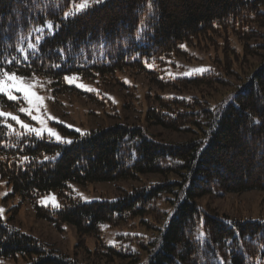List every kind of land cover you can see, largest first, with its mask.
<instances>
[{
    "label": "trees",
    "instance_id": "1",
    "mask_svg": "<svg viewBox=\"0 0 264 264\" xmlns=\"http://www.w3.org/2000/svg\"><path fill=\"white\" fill-rule=\"evenodd\" d=\"M83 1L0 0L3 70L35 76L55 95L80 92L92 99L93 91H81L64 76L101 83L128 69L144 73L162 90L178 89L156 95L146 122L191 137L164 142L140 125L119 122L86 135L73 132L74 140L65 144L27 133L18 137L0 117V178L23 201L58 192L63 206H38V216L60 229L71 224L83 237L135 218L154 224L158 233L134 237L147 250L146 264H264V221L232 217L197 202L211 195L264 191V0H106L85 14L74 11ZM46 22L51 30L45 26L41 32ZM202 38L220 50L226 70L212 67L166 80L168 65ZM234 41L244 43L241 52ZM29 43L35 47L29 49ZM253 55L258 63L238 73L243 59ZM235 60L239 66L233 69ZM228 72L237 74L238 81L219 105L189 92L228 82ZM14 104L0 94L1 106ZM22 156L30 162L20 163ZM148 174L166 178L123 190L114 200L86 203L64 191L70 182L139 180ZM101 246L112 261L132 256L121 264H145L139 250ZM19 257L25 264H97L59 253L0 223V259Z\"/></svg>",
    "mask_w": 264,
    "mask_h": 264
},
{
    "label": "rangeland",
    "instance_id": "2",
    "mask_svg": "<svg viewBox=\"0 0 264 264\" xmlns=\"http://www.w3.org/2000/svg\"><path fill=\"white\" fill-rule=\"evenodd\" d=\"M84 2L78 4L74 11H79V5ZM233 44L236 49L242 51L244 43L234 41ZM185 50V54L176 57L173 63L166 68L164 73L166 80L191 77L194 74L186 75V73H192L194 69L209 70L212 67H217L221 71L226 70L224 62L221 61L224 58L220 50H216L210 41L206 42L203 38L202 40H196L193 45L187 46ZM245 58L242 61V70L238 72L240 74L249 72V66L256 65L259 61L258 55L246 56ZM238 64L239 62L236 61L233 64V69H236L239 66ZM69 77L73 80L71 84L81 91L87 93L93 91L94 93L91 94L94 98L92 99L91 96L80 92L55 95L45 90L43 81L37 77H21L22 79L17 83L31 86L30 91L43 98L39 112L27 103L23 93L14 92L16 100H11L15 103L13 107L0 105V113L10 115L0 117L3 118L6 124L11 123L14 128L20 130L23 129L11 120V115L18 116L24 123L37 128L41 127L40 120H43L45 129H53L54 133L61 138V141H73L75 138L73 132L83 134L88 130L108 127L119 122L140 125L148 129V132L156 139L164 142H184L190 139V134L174 132L158 125H152L146 122L145 119L148 107L157 105L156 95L176 94L178 89L175 87L162 90L146 74L130 69L117 73L115 76L117 78L102 79L101 83L83 81L74 75ZM225 77L228 82L219 80L209 86L191 87L189 92L202 99L211 100L212 104L219 105L229 94L233 87L231 85L238 81L237 74L231 72H228ZM77 85H83L84 87L81 88ZM178 93L183 94L182 92ZM21 107L29 109L31 114L37 115L39 119L33 121L27 112L19 110ZM44 136H48L47 131L42 133V137ZM53 140L55 141V138ZM165 178L148 174L142 175L139 180L96 182L86 185L70 182L64 188V191L75 193L86 203L102 199L114 200L123 190H131L135 186L145 185L149 182L164 181ZM53 198H55V203L59 207L53 206ZM197 202L201 207L209 205L212 209L232 217L264 221V191L238 194L226 193L221 196L211 195L202 197ZM38 206L59 209L63 206V200L58 192L51 191L40 196L36 202L23 201L20 195L13 194V189L7 181L0 178V209H3V212L0 213V223L14 226L22 232L49 244L59 253L76 257L84 262L96 261L97 264H121L132 259V256H129L124 259L114 258L113 261L110 260L108 249L101 246V243L104 242L107 246L114 247L119 244V247L129 246V251L137 252L139 250L143 262L147 263V250L134 237H149L153 233H158L152 227L154 224L148 225L135 218L119 226H103L98 235L83 237L71 224H64L60 229L52 221L40 218L37 214ZM160 218L164 219L162 215H160ZM25 262L22 257L18 259H0V264H25Z\"/></svg>",
    "mask_w": 264,
    "mask_h": 264
},
{
    "label": "snow or ice",
    "instance_id": "3",
    "mask_svg": "<svg viewBox=\"0 0 264 264\" xmlns=\"http://www.w3.org/2000/svg\"><path fill=\"white\" fill-rule=\"evenodd\" d=\"M150 2L152 4H155L156 0H150ZM104 3H106V0H85V2L83 4L79 5L80 14H85L86 11L90 10L91 5H99V4H104ZM65 18H67V14H65ZM45 26L48 27L49 30H51L52 25L50 22H46V24L44 26H41V28L39 30L42 32L44 30ZM137 39H140V37H137ZM37 43H39V38L37 39ZM34 47H35L34 44H32V43L28 44L29 49H33ZM180 47L183 48L185 46L180 45ZM27 59H28V54H27V52H25V60H27ZM56 67H60V65H56ZM204 71H207V69H194L192 71V73H186V75H191V74H195L197 72H204ZM21 79L22 78L17 76V74L15 72L3 70L2 66H0V94H5L7 96V98L10 100H16V96L13 93L14 92L23 93L24 99L27 101V103L30 106H33L37 112H39V110L42 106L43 98L40 96H37L35 92L30 91L31 86H25L23 84L17 83V81H19ZM64 80L70 84L73 83V80L67 75L64 76ZM77 86L81 87V88L84 87L83 85H77ZM88 90H91V89H88ZM19 110L21 112H27L31 116V119L33 121H36L39 119V117L37 115H32L31 111L29 109H25V108L21 107ZM7 115H10V114L0 113V116H7ZM11 120L15 121L16 124H18L19 127L24 130V132L17 131L16 129L13 128V124H11V123L7 124V128L9 130L15 132V135L18 137L23 136V135H25V133H27L29 135L34 134L36 137L40 138V137H42V133L47 131V133H48L47 138L50 140L55 138L56 142H62L65 144H71L72 143L71 140L61 141V138L54 133L53 129H51V128L45 129V127L43 126L44 125L43 120H40L41 127H39V128L32 127L29 124L24 123L22 120H20V118L18 116H15V115H11ZM77 131H79V130H77ZM85 135H86V133H85ZM262 143H264V141H262ZM59 155L60 154L57 153V156H59ZM260 155H261V159H264V150L261 151ZM44 159L48 160L49 157L45 156ZM19 162L20 163L30 162V158L27 156L19 157ZM52 203H53V206L59 207V205L55 203V198L52 199ZM2 212H3V209H0V213H2ZM202 235H203V233H202ZM222 264H227V262L222 261Z\"/></svg>",
    "mask_w": 264,
    "mask_h": 264
}]
</instances>
